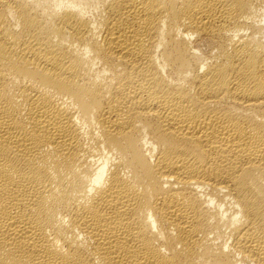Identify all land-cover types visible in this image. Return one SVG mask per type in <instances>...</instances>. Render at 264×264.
Segmentation results:
<instances>
[{
    "label": "bare ground",
    "instance_id": "6f19581e",
    "mask_svg": "<svg viewBox=\"0 0 264 264\" xmlns=\"http://www.w3.org/2000/svg\"><path fill=\"white\" fill-rule=\"evenodd\" d=\"M0 264H264V0H0Z\"/></svg>",
    "mask_w": 264,
    "mask_h": 264
}]
</instances>
